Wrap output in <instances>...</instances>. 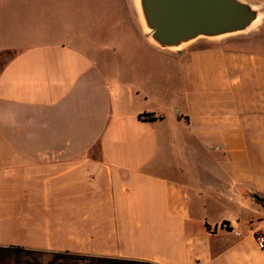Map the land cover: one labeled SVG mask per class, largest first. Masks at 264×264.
<instances>
[{"label": "crops", "instance_id": "obj_1", "mask_svg": "<svg viewBox=\"0 0 264 264\" xmlns=\"http://www.w3.org/2000/svg\"><path fill=\"white\" fill-rule=\"evenodd\" d=\"M34 4L61 34L0 46V264H264V22L172 51L124 0L101 33L106 0H0V35Z\"/></svg>", "mask_w": 264, "mask_h": 264}, {"label": "water", "instance_id": "obj_2", "mask_svg": "<svg viewBox=\"0 0 264 264\" xmlns=\"http://www.w3.org/2000/svg\"><path fill=\"white\" fill-rule=\"evenodd\" d=\"M138 17L149 39L181 51L200 38L248 35L264 22V3L249 0H139Z\"/></svg>", "mask_w": 264, "mask_h": 264}, {"label": "rangeland", "instance_id": "obj_3", "mask_svg": "<svg viewBox=\"0 0 264 264\" xmlns=\"http://www.w3.org/2000/svg\"><path fill=\"white\" fill-rule=\"evenodd\" d=\"M124 1H126L125 7H128L127 10H130L136 13L137 10H136L134 0H124ZM251 1H260V0H251ZM106 2L108 3L109 6L106 5V9L101 8V7L99 9L100 16H102L103 13L105 14L104 17H102V19L100 18V21H102V24H103V20L105 19V22H104L105 26L101 27L100 33L106 30L114 32L113 26L110 23H108L106 19H109L111 14L116 13L117 0H106ZM93 4H90V5L93 8L95 7L97 8V5H93ZM60 12L61 10L55 4H49V5L42 4L41 6H39L38 4H34L32 6V9H29L27 12H25L28 20L25 21V25L23 28L20 27L19 33L16 30V29H19V25H18V27L14 30V32L16 33L15 35H12V36L0 35V46L10 41L11 39H16L21 44L28 43L30 41H33L34 39L33 33H38L39 31L43 32L42 34L43 35L45 34V36L48 37L49 39L60 37L61 31H57L58 29L56 28L59 26V24L57 26L55 24V19L60 14ZM95 15H97V11L92 13V16H95ZM0 16H1V13H0ZM51 16L55 17L54 21H53V18H51ZM62 19L63 18L61 16L57 20L60 23ZM90 23L92 24L97 23V20L90 21ZM257 31H259V29L255 30L254 32H257ZM237 35L242 36L244 34H237ZM237 35H232V36H237ZM200 40H209L213 42H218L223 39L212 40V39H207V38H200L196 41H200ZM5 58H6L5 52L0 51V61H2ZM51 262L52 264H148L146 261H138V262L132 263L131 261H117V259H112V258L97 259V258H91V257H83L79 255H69L65 253L57 254L53 258V260H51Z\"/></svg>", "mask_w": 264, "mask_h": 264}, {"label": "built area", "instance_id": "obj_4", "mask_svg": "<svg viewBox=\"0 0 264 264\" xmlns=\"http://www.w3.org/2000/svg\"><path fill=\"white\" fill-rule=\"evenodd\" d=\"M257 242L259 247L264 248V233L257 234Z\"/></svg>", "mask_w": 264, "mask_h": 264}, {"label": "trees", "instance_id": "obj_5", "mask_svg": "<svg viewBox=\"0 0 264 264\" xmlns=\"http://www.w3.org/2000/svg\"><path fill=\"white\" fill-rule=\"evenodd\" d=\"M256 198H257V200L263 205V207H264V195H260V194H257L256 195ZM132 263H134V262H138V261H134V260H132L131 261ZM148 264H154V263H151V262H147ZM50 264H52V262L50 263Z\"/></svg>", "mask_w": 264, "mask_h": 264}, {"label": "bare ground", "instance_id": "obj_6", "mask_svg": "<svg viewBox=\"0 0 264 264\" xmlns=\"http://www.w3.org/2000/svg\"><path fill=\"white\" fill-rule=\"evenodd\" d=\"M138 1H139V0H135V2H136L137 4H138Z\"/></svg>", "mask_w": 264, "mask_h": 264}]
</instances>
